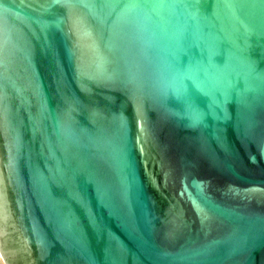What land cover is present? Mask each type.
<instances>
[{
	"label": "water",
	"instance_id": "1",
	"mask_svg": "<svg viewBox=\"0 0 264 264\" xmlns=\"http://www.w3.org/2000/svg\"><path fill=\"white\" fill-rule=\"evenodd\" d=\"M0 255L264 264V0H0Z\"/></svg>",
	"mask_w": 264,
	"mask_h": 264
},
{
	"label": "bare ground",
	"instance_id": "2",
	"mask_svg": "<svg viewBox=\"0 0 264 264\" xmlns=\"http://www.w3.org/2000/svg\"><path fill=\"white\" fill-rule=\"evenodd\" d=\"M0 260H1V262L4 264V262H3V260H2V257H1V255H0Z\"/></svg>",
	"mask_w": 264,
	"mask_h": 264
}]
</instances>
